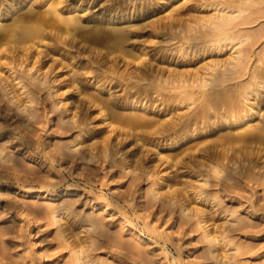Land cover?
Here are the masks:
<instances>
[{
  "label": "rangeland",
  "instance_id": "374dc122",
  "mask_svg": "<svg viewBox=\"0 0 264 264\" xmlns=\"http://www.w3.org/2000/svg\"><path fill=\"white\" fill-rule=\"evenodd\" d=\"M57 1L71 10L73 0ZM85 1V23L102 12L134 16L126 43L133 55L127 59L90 55L96 48L87 40L91 24L68 34L48 31L62 39L66 53L43 61L64 73L62 81L80 68L86 94L66 87L51 96L46 85L36 86L25 75L26 65L6 58L8 46L0 52V78L9 79L7 88L0 82V264H77L79 251L85 264H216L211 251L228 264H264V158L233 160L241 148L264 151V140L239 139L264 115V106L234 130L219 127L221 117H210L226 106L210 103V87H191L190 96L168 85L137 94L152 72L177 71L189 78L237 50H243V65L224 87L247 83L257 67L264 68V0H250L233 14L228 32L233 40L225 42L214 41L215 33L208 31L216 13L212 0H166L154 7H147L149 0ZM98 50L101 58L109 52L103 46L93 52ZM109 93L116 110L99 111L90 101ZM132 100L154 111L150 124L119 120L133 112L125 104ZM203 103L209 120L195 124ZM181 122L190 123V130L178 137L172 130ZM197 210L203 211L201 221ZM206 231L220 237L216 247Z\"/></svg>",
  "mask_w": 264,
  "mask_h": 264
},
{
  "label": "bare ground",
  "instance_id": "6f19581e",
  "mask_svg": "<svg viewBox=\"0 0 264 264\" xmlns=\"http://www.w3.org/2000/svg\"><path fill=\"white\" fill-rule=\"evenodd\" d=\"M42 1L43 2H41V0H0V52L3 51V47L8 46L9 51L6 58H9L19 66L26 65L27 69L23 70L25 75H29L32 80H35L37 82L36 86L46 85L51 96L58 94L61 89L66 87L75 88L80 95L86 94L87 92L85 91V78L79 75V72H81L80 68L75 69L73 71V75L67 81H62L60 77L64 73H57L58 68H54L53 65H49V61H43V58H46L49 55L55 56V54H60L63 56L64 53H66L65 51L62 52L63 50L60 46L62 39L60 37L49 36L48 31L53 29H61L64 31L63 33L68 34L69 32H77L84 29V24H91L92 39L87 40L90 44H94L92 46H96V48L93 50L96 51L98 46H103L109 49V52H106L102 58L101 56H103V50H98L97 52H93V50H91L89 51L90 55L92 54L97 56L101 60L105 58L111 59L115 54L123 55L126 59L128 56L133 55L132 50H129V53L126 51V43L132 37L131 31L134 26L131 25V23L134 21V16H126L121 14L119 17L112 12H109L108 14L102 12L98 17L90 18L85 23L83 20V16H85L87 11V9L83 8V4L86 2L85 0H73L71 10L69 11H64L63 8L59 6L60 2L57 0ZM165 1L166 0H149L147 7L163 5L166 3ZM252 1L254 2V0ZM212 2L213 3L211 5L215 7L216 13L209 20L210 22L208 31L210 30L209 33H215L216 36L214 35V41L217 39L216 42L218 40L223 42L231 40V35H229L228 32H230L229 30L232 28V21H235V18L238 15L236 14V11L241 13L240 11L243 9H241V6H244V4L250 2V0H212ZM255 3H257L256 0ZM25 4L27 5V8H22ZM43 8H45V10H41ZM234 13L236 17L233 15ZM117 24H120L121 26L117 27ZM172 25L170 24L171 27H168L172 28ZM208 31H206L204 34L208 33ZM200 33V36L198 35V37L202 38L201 35L204 34ZM51 41H54V43L50 46L48 44ZM43 46L46 48L45 51L41 50ZM242 51L237 50L236 55H231L229 59L216 61L207 65L203 69L202 73L197 72L195 74H190L189 78H187L183 73L177 71H174L173 73L171 72L169 75L152 72L150 77L151 82L144 87L141 86L137 90V94L140 96H146V93L150 92V90L159 92L162 89H166L171 86L172 89L177 91L179 90L180 93L185 92V94L187 93L186 95L190 96L191 93L189 92V88L191 87H198L200 90H203L205 87H210V94H208L209 92L207 93L208 97L210 98L209 101H211L210 103L212 104L213 102V104L216 103L220 105L222 104L221 106H227V108L225 106V110H227H224V113H219L218 115H212L210 117H221L220 124L218 125L219 127L220 125H228V128L236 130L238 127L248 124L254 117L256 110L261 113L262 109L260 106H264V93L261 95L259 94L258 90L260 88L264 89V68L257 67L253 71L252 76L250 77L251 79L247 83L237 85L235 84L236 86L233 85L230 87H228L229 85H225L224 87V84L232 81L233 77L237 75V69H240L241 64L243 65ZM131 53L132 55H129ZM52 62L54 63L55 60ZM63 62H65L64 58L60 60V63ZM107 63H109V61H107ZM36 64H38V67H35ZM31 71H33V73H31ZM109 71L115 72L112 68H110ZM16 78H19V75ZM144 79L145 78L138 77V81ZM8 80L9 79L6 78H0V82L5 85L6 88L8 87ZM166 85H168V87ZM165 86L166 88H164ZM220 88L221 90H218ZM97 89H101V87L98 86ZM185 94L183 95L185 96ZM108 96L109 97L105 98L103 94H97L96 96H92V100L90 101L93 104L95 103L94 105H98L99 111H102V109L105 107L109 108V106L114 107V110H116L115 106L118 104V102L111 101L112 93H109ZM56 101H58V103L56 102L57 105L62 102L60 99ZM251 101H253V103L250 105V108L246 107L247 109H245L244 107L247 105V102ZM206 103H208V101H206ZM122 104H124V102L120 103V105ZM125 104L130 105L133 112L129 114H120L122 115L121 117L118 115L120 117L119 120L121 119L122 122H126V124L129 122L130 124L136 123V125H145L150 124V122L153 120L151 117L154 116V111H151V109L146 107L143 108L144 102L142 100H140V102L132 100L129 101V103L126 101ZM207 105L203 106L202 112L199 111L200 113H195L197 115L195 116L194 123L196 120L198 122L199 118L201 121L200 123H206V120H209L206 118V116H204L203 113L206 108L208 109V106H211L210 104L208 106ZM240 105H243L242 108ZM184 123L185 122L176 124L174 128L171 126L174 129H171L173 135L175 134V136L182 137V134L180 133H183L187 125H190V123H187V125H184ZM193 125L194 124H192V126ZM188 128L189 127H187V129ZM204 129L205 128L203 127L202 130ZM189 130L190 129H188V131ZM191 132L194 135L193 131ZM139 137H136L137 140H139ZM251 138L264 140V115H261V118L258 119L255 125H250V127L246 129L239 139L241 143H246ZM178 142L179 141L175 142V144ZM241 149L242 151H237L236 155L233 157L235 163H238V161L239 163H254L256 160H261L264 158V151L262 152V150H258L256 152L252 149ZM0 154L2 155L1 152ZM256 165H258V163ZM170 200H174V195L170 196ZM66 205L63 203L61 206L63 210L65 209ZM182 209L183 212L186 213L188 208L183 206ZM202 213L203 211L201 210H197L195 212V216L199 218V221H201ZM61 219L62 218H59V220ZM92 225L95 226V223H92ZM205 233V237L210 242L211 247H216L221 241L220 237L212 236L209 231H206ZM210 253L213 255V257H215L216 264H228L227 260L224 259L223 256L219 259L218 256H215L214 251H211ZM85 259L86 257L83 252H77V264H85Z\"/></svg>",
  "mask_w": 264,
  "mask_h": 264
}]
</instances>
